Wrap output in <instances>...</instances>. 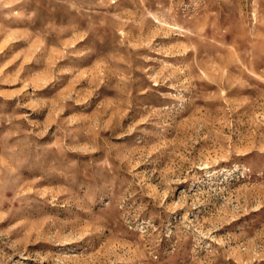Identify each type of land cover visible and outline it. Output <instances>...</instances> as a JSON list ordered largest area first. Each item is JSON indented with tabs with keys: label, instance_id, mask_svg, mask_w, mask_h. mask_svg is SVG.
I'll return each instance as SVG.
<instances>
[{
	"label": "rangeland",
	"instance_id": "1",
	"mask_svg": "<svg viewBox=\"0 0 264 264\" xmlns=\"http://www.w3.org/2000/svg\"><path fill=\"white\" fill-rule=\"evenodd\" d=\"M0 264H264V0H0Z\"/></svg>",
	"mask_w": 264,
	"mask_h": 264
}]
</instances>
